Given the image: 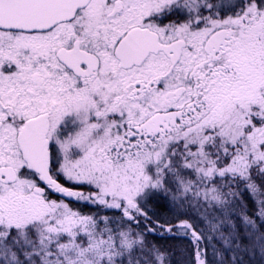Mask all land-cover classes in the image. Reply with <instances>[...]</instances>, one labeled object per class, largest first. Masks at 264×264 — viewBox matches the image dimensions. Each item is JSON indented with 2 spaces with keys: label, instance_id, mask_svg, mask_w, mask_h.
I'll use <instances>...</instances> for the list:
<instances>
[{
  "label": "snow or ice",
  "instance_id": "obj_1",
  "mask_svg": "<svg viewBox=\"0 0 264 264\" xmlns=\"http://www.w3.org/2000/svg\"><path fill=\"white\" fill-rule=\"evenodd\" d=\"M0 264H264V0H0Z\"/></svg>",
  "mask_w": 264,
  "mask_h": 264
}]
</instances>
